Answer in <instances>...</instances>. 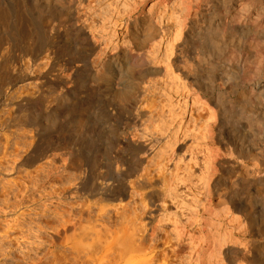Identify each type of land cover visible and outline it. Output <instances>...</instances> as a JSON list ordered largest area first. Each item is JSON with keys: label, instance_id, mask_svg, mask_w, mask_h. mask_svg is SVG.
Wrapping results in <instances>:
<instances>
[{"label": "rangeland", "instance_id": "obj_1", "mask_svg": "<svg viewBox=\"0 0 264 264\" xmlns=\"http://www.w3.org/2000/svg\"><path fill=\"white\" fill-rule=\"evenodd\" d=\"M188 1L59 0L63 7L62 19L45 14L36 22L42 29V40L25 36L10 38L4 30L1 33L4 28L0 27V264H106V260L109 261L107 264H124L123 260L117 259L114 249L100 248L94 257H85L84 250L73 245L77 239L76 232L81 229L80 223L82 229L96 226L103 231L100 233L107 235L110 232L114 238L133 229L151 249L149 257L154 259L152 264H211L216 253L212 251V244L209 246L215 235L213 238L210 235L216 234L214 225L217 222L225 230L232 229L235 222L231 224L227 215L224 218V203L227 202L230 181L241 180L243 174H240L243 168L227 160L225 152L221 154L226 144L234 148L241 143L240 135L248 134L252 129H248L244 119L233 127L236 130L230 129L232 126L228 124L221 88L223 82L235 77L222 64L215 65L214 71L203 65L198 69L195 66L200 59L198 53L191 54L186 65L175 63L177 46L184 44L193 52V31L197 27L204 28L209 22L211 4L205 2L202 3L205 6H198V0L194 4V0ZM50 7L47 10H51L53 4ZM52 17L56 21L51 20ZM72 19H75L73 23L70 22ZM131 20H134L135 27ZM137 30L141 32L138 34ZM148 33L152 38L146 41L147 45L140 53L146 51L147 61L161 67V71L158 75L148 74L152 77L147 75V78L139 79L127 72L126 52L133 46L130 36L135 34L143 39ZM109 55H116L118 63L110 65L106 72ZM208 59L213 58L209 55ZM207 61V65L212 63ZM183 66L191 68L192 74H183ZM242 70L245 68L236 69L235 74L244 76ZM103 72L111 77V84L100 79ZM252 74L251 79L254 77ZM121 79L127 81L126 102L113 95L121 87ZM43 80L47 81L44 83ZM217 81L222 82V87ZM139 82L140 89L135 91ZM251 87L250 84H241L232 97L245 101L253 91ZM104 98L112 99L107 107ZM77 100L86 107L93 106L86 111L87 115L91 112L86 122L94 123L91 127L93 132L83 138L86 141H62V138H76L72 132H61L68 126L67 117L58 116V125L50 128L28 121L31 106L47 120L63 101L72 103ZM22 103L31 105L22 108ZM32 135L35 136L33 142ZM90 139L92 141H88ZM26 141H29L27 147L30 148L24 146ZM68 145L75 148L70 150ZM214 146H220L218 150L222 151ZM71 154L77 156L74 165L69 158ZM142 178H146L148 183L139 185L138 179ZM219 194L223 195L219 197ZM235 201L243 203L240 198ZM211 213H220V217ZM66 220H77L79 227L76 222H71L76 224L71 230H78L72 234L68 231L61 236L62 239H57L55 233ZM56 227L58 229L54 231ZM237 237L239 242L237 245L234 243L230 250L246 248L245 241L253 239L251 236ZM94 238L84 241V244H96L97 236ZM106 250L113 253L106 254ZM221 255L227 264L226 256Z\"/></svg>", "mask_w": 264, "mask_h": 264}, {"label": "bare ground", "instance_id": "obj_2", "mask_svg": "<svg viewBox=\"0 0 264 264\" xmlns=\"http://www.w3.org/2000/svg\"><path fill=\"white\" fill-rule=\"evenodd\" d=\"M58 1L59 0H12V2L6 3L3 0H0V27L4 28V29L1 28L2 29V32L1 33H3L5 31L7 37L14 38V39H19L21 36H25L27 38L28 37H31V39H33V40H42L41 39L42 38V29H39V26H38V24L36 22H38L41 18H43L45 16V14L56 15L58 18H61L62 13H63V7L59 4L60 2L58 3ZM188 2H187V5H188ZM205 2H208V3L211 4V6H210L209 22H208L207 26H205L204 28H202V27L200 28L199 27L200 28L199 29L197 27L198 29L196 28L193 31L195 33V39L192 40L193 41V48H192L193 49V52L190 51V49L186 45H184V44L177 46V51L175 53V55H176V57H175V63L178 62V63H183L184 65H186L187 62L189 61V58L192 57L191 54L194 55V54H197L198 53L200 55V59L198 60L199 63L197 62L195 64V66H197L198 69H199V67H201V65H203V66H205V68L207 70L208 69L211 70V69H213V67L215 65L222 64L223 67H224V69H226L227 72L232 73L234 75V77H235L234 80L229 79L228 81L226 80L227 81L226 83L223 82L224 83V86H223V88H221L223 90V93H224V96H225L224 103L226 102V104H225L226 110L225 111H226V113L228 115V118H227L228 124H229L230 127L232 126L230 129H232V131L233 130H236L237 128H233V127L234 126H237V124L242 119L246 120L245 123L247 122V125L246 126L248 127V129L249 130L252 129V130H250V132L248 134L240 135L241 143L239 145H236L234 148H231L230 147L231 145H228V144H226L225 146L223 145L224 146V149H223V152H222L221 155H223V153L225 152L226 153L225 154V158L227 160L229 159L231 162H233L237 166L243 168V171L241 170V173H240V174H242V172H243V174L241 175L242 176V179L241 180H233V181L231 180L230 181V184H229L230 186H229L228 192L226 193L227 202H226V204L224 203V205H226V206H224V207H226V210L224 209L225 212H224V210H223V212L226 213L224 215V218H226L225 216L227 215V217L230 219V220H228V219H226V220L231 221V224L234 223V222L235 223L233 225H231L233 227L230 230H228L229 228L227 230L223 229V227L221 226V224H219V222H217L218 224H216V226L214 225V227L216 229V234H211L210 235L211 238H213V235H215V236L213 238L214 239L213 241L210 239L213 243H210L211 242L210 241L209 242V246H210V244H212V248H213L212 251H214V253H216V254H214V257H213V259H211L210 262H211V264H226V262L224 261L225 259H223L222 255H221V254H224L226 256L227 264H264V0H198L197 1V3H198L197 5L200 6V5H202V3H205ZM192 3L194 4L195 3V0ZM52 4H53V8L51 10H47V8H49ZM63 4H65V3H63ZM202 6H205V5H202ZM192 7H195V6H192ZM203 8H205V7H203ZM194 9H199V7L198 8H194ZM189 10H190V8H189ZM144 14H146V13H144ZM185 14H187V12H185ZM188 14H189V12H188ZM193 14H194V12H193ZM202 14H203V12H202ZM146 15H148V14H146ZM253 15H255V17ZM190 17H192V16H190ZM68 18H66V20H68ZM71 18L72 17H70V20H71ZM48 19H49V17H48ZM48 19H46V20H48ZM51 20H55L56 21V19H54V18L51 19ZM72 20L73 21H70V22L73 23L75 19H72ZM187 20H188V18H187ZM42 21H44V20H42ZM132 21H134V20H131V23H133V27H135L134 26L135 24ZM46 23H47V21H46ZM61 23H62V21L60 22V24ZM72 23H70V24H72ZM74 24H76V23H74ZM184 24H185V22H184ZM199 24L201 25V23H199ZM72 25H71V27H73ZM182 25H183V23H182ZM192 25H194V23ZM77 26H79V25H77ZM186 26H187V23H186ZM180 28L183 29L182 26ZM137 29H139V28H137ZM140 32L138 31V34ZM46 33H49L48 30H47ZM53 33L55 34V32H53ZM149 33H148V35H146L145 38H143V36H142L143 39H141L139 36H136L135 34L133 36H130V37H132L131 38V43H132L133 46H132V48L130 50H128V51L126 50L127 51L126 52V55H128V59H127V62H126L127 63V72L129 71V72L133 73V75L134 74L137 75L138 76L137 78H139V79L147 78L146 76L148 74H153V75L154 74H157L158 75V73L161 71V67L160 68L155 67L157 65H154V64L151 65L148 62L149 60L146 59V56H147L146 55V51L143 54L140 53L141 49L145 48V46L147 45L146 44V41L148 39L152 38L151 34H149ZM61 35H60V37H61ZM186 35H185V37L187 38L188 35L187 36ZM178 37H180V36H178ZM72 38H73V36H72ZM52 41H54V40L52 39ZM7 45H8V43H7ZM37 46H38V44H37ZM46 47H45V49H46ZM50 47H48V49H50ZM85 47H86V45H85ZM5 48H7V47L5 46ZM30 48H32V47L30 46ZM93 48L94 47H92L91 49H93ZM8 49H10V48H8ZM33 50H34V48H33ZM35 50H36V48H35ZM60 50H61V48H60ZM47 52H48V50H47ZM1 53H3V51H1ZM28 53H29V55H32L31 52H28ZM32 53H33V51H32ZM209 55L213 59H208L209 58ZM13 56H15V55H13ZM16 57L18 59L19 55H17ZM7 58H8V56H7ZM25 58H24V60H25ZM56 58L54 60H56ZM196 58H197V56H196ZM26 59H28V57ZM48 59H51V58L49 57ZM80 59H81V57H80ZM193 59H195V58H193ZM116 60H117L116 59V55H109L107 57V62H106L107 63L106 64V68L107 69H106V72H108V69H109V66L110 65L112 66V64H114L115 62H117ZM207 60H210L212 63L210 65H207V63H208ZM74 61H75V59H74ZM76 61H78V60H76ZM47 63H49V61ZM177 65H180V64H177ZM45 66H47V65H45ZM125 67H126V65H125ZM243 67L245 68V70H242L244 72V74H243L244 76L241 75L242 77H240V75L235 74V73H237L236 72V69L241 70ZM116 68H119V67H116ZM176 68H177V66H176ZM246 68L248 70H246ZM190 70H191V68H188V67H184L183 66L182 73L185 74L186 76H188L191 73ZM43 71H44V69H43ZM197 71H199V70H197ZM213 71H214V69H213ZM1 72H2V70H1ZM1 72H0V75H1ZM89 72H90V70H89ZM89 72H87V73H89ZM106 72H103V74L100 77V79H103L106 83L111 84L110 83V78L111 77H109L108 73H106ZM193 72H195V70ZM5 73H2V74L4 75ZM252 73L254 74L253 79H251V75H250ZM225 74H227V73H225ZM7 75H9V74L8 73L6 74V78H8ZM95 75H97V74H95ZM125 75H126V73H125ZM110 76H111V74H110ZM148 76H151V75H148ZM216 77H218V76H216ZM193 78H195V77H193ZM1 79L2 78H0V80ZM199 79H203V78L200 77ZM44 80H43V82L45 83L48 79L46 81H44ZM116 80H118V79H116ZM128 81H130V80H128ZM191 81H193V79ZM206 81H208V80L206 79ZM43 82L41 84H43ZM126 82L127 81L121 79V81L119 82V85L121 87L119 86L120 88H118L117 90H115V92L113 94L116 98H119V100L122 101V102H126V100L128 99L127 98V90H126V87H127ZM241 82L252 85L251 88H252L253 91L251 92V94L247 95L248 98H246V100L244 99L245 101H243V99L242 100H239L238 98H233L232 97V94L235 93L236 89L238 87H240L241 84L243 85V83H241ZM221 83L218 82L217 83L218 86H221ZM198 84H199V82H198ZM203 86L205 87V84ZM216 86L217 85H215V87ZM211 87H212V85H211ZM247 88L248 87L246 86V89ZM138 89H140V82H139V84H137L135 86V91L136 90L138 91ZM220 92H222V91H220ZM243 92H244V90H243ZM136 95H137L136 97H138V94H136ZM243 95H245V93ZM243 95L241 94V96H243ZM220 96H221V93H220ZM74 98L75 99H78L77 97H74ZM78 101L79 100H77L75 102H72V103H65L63 101L60 104L59 109L58 110H55L54 112H52V115H50L47 120H44L42 113H40L37 109H35L34 107L31 106L29 109H32V111L30 110L31 111V114H30V117L28 116L29 117L28 118L29 119L28 121H30L31 123L39 124L40 126H43V127H46V128H50V126H54V125L56 126V125H58V122L56 121V119L58 118V116H63L64 118L67 117V118H69V123L67 124L68 126H66L64 128V130H62L61 132L62 133H64L65 131L66 132L67 131L68 132H72V135L74 137H76V138H71V139L62 138V141H64L65 143L67 141L69 143L70 142L71 143H76V142L84 141L85 140V139L83 140L84 136L90 135L93 132V130L91 129V127H92V125L94 123L91 124L89 121L86 122V118H90L91 117V112L87 115L86 114V111L93 109V106H91L92 104H90L89 107H86L81 102V100L79 101V103H78ZM111 101H112V99H109V98H106L105 99L104 98V101L103 102H104V104H106V107H107V105H109L111 103ZM91 102L92 101H90V103ZM35 104L37 105V103H35ZM216 104L218 105V103H216ZM17 105L19 106V104H17ZM30 105H31L30 103H24V104L22 103L20 106L22 108H24V107H28ZM213 108L214 107L211 108L212 114H214ZM25 110H26V108H25ZM253 112H254V114H253ZM215 114H216V112H215ZM106 115L109 116L108 113ZM100 116H101V113H100ZM215 118L217 119L218 117H215ZM42 119L44 121H42ZM40 122H42V124ZM222 123H220V124H222ZM214 124H215V122H214ZM255 124H256V128L254 127ZM219 125H216V126L218 127ZM221 127H220V130H221ZM38 128H40V127H38ZM216 130H218V129L216 128ZM244 132H245V130H244ZM33 133H35V132L32 131V134ZM31 137H32L31 142H33V140H35L34 139L35 136L32 135ZM212 139H214V138H212ZM29 141H26V143H25L24 146L27 147L28 144H29ZM88 141H92V139H90ZM132 142H134V141H132ZM212 143H213V140H212ZM60 145H61V147L63 146V144H60ZM68 146H70V145H68ZM65 147H67V146H65ZM27 148H30V146L27 147ZM69 148H71L70 150H72L75 147H71L70 146ZM80 148L82 149V147H80ZM218 148H216V149L218 150ZM216 149H215V151H216ZM27 150L28 149L25 148V151H27ZM221 151H222V149L219 152H221ZM215 154H216V152H215ZM221 155L219 157L220 158L221 157L223 158V156H221ZM215 156H217V155H215ZM25 157H27V155ZM76 157L77 156H75L74 154L69 155V158H70V161L72 162V164L73 163L75 164ZM68 159H66V160H68ZM139 161H141V160H139ZM70 165H71V163H70ZM224 165H225V162H224ZM60 168H62V166ZM216 168H217V166H216ZM216 168H214V169H216ZM132 173H133V171H132ZM225 179H227V178H225ZM138 180L140 182L139 185L140 184L141 185L142 184L145 185L146 183H148L146 178H142V179H138ZM133 182H135V181H133ZM133 182H131V184H133ZM137 182H136V184L138 185ZM107 184H109V183H107ZM219 185H220V183H219ZM210 186H213V185H210ZM213 187H215V186H213ZM223 190L224 189H222V191ZM223 194H221V195H223ZM221 195L219 194V197ZM238 198H240L243 201V203H241V204L240 203H237L235 200L238 199ZM223 200L224 199H222V201ZM222 204H223V202H222ZM211 214H213V216H219L220 213L219 214L218 213H211ZM216 214H218V215H216ZM221 216H223V214H221ZM212 218H214V217H212ZM221 218H223V217H221ZM223 220L224 219H222V221ZM63 221H62V223H64V225L61 228H59L60 226H58V225H57V227L59 229L57 227L54 228V231H55V229H58L57 230V233H55V237L57 239H59L61 236L63 237V235L65 233H67L68 231H71L70 234H72L75 229L78 230V228H75V229L71 230L74 227V226L72 227V225H75L76 226V224L78 222L77 220L76 221H74V220L73 221L72 220H70V221L69 220H66L68 222L65 221L66 223H69L70 222L71 225H67ZM71 222H73V223L76 222V224H73ZM215 222H216V220H215ZM80 224H79V226H80L81 229L78 230V232H76V234L78 233L77 236L74 233V235L77 237V239H76V241L74 243L72 241V243H73L74 246L75 245L79 246V249L81 251L84 250L83 253H85L84 254L85 257H86V255L87 256L94 257L95 254L98 253V251H100L98 249H100V248L103 249L104 248V250L105 249H108V251H109V249L110 250L111 249H114V252L117 254V259L123 260L124 261V264H152L154 262L153 261L154 259L152 260L153 257L152 256H150L151 258L149 257V255L151 253V251H150L151 249L150 248L149 249L147 248L146 244H144V242L142 241V239L140 237L138 238V236L136 235V233L134 232L133 229L130 232L127 231V233H123L122 236H119V237L116 236L114 238V237H112L110 235V232H109V234L106 233L107 235H105V234L102 233L103 231L97 229L96 226L93 229H92V226H89V228L90 227L91 228L90 229L88 228L89 229L88 230L87 228H83L82 229V227H81ZM211 224L212 225H210V226H213V223H211ZM77 226H78V224H77ZM215 229H214V232H215ZM100 231H102V232L100 233ZM214 232H212V233H214ZM67 236L70 237L71 235L67 234ZM95 236H97V243L96 244H92V243H90V244H84V241H88V240H91V239L93 240V239H95L94 238ZM237 236H246V237L247 236H251V237H253V239H251L249 242H246L244 240L245 243H246V248H242V249L234 250V251L233 250H230V249H232L234 247L233 246L234 243H236L237 241L239 242L240 239H238ZM62 237L60 239H62ZM236 237H237V240H236ZM236 245H237V243H236ZM241 245H243V243ZM244 246L245 245H243V247ZM68 247H69V245H68ZM107 252H105V253L106 254H109L110 253V252H108V253ZM111 253H113V251ZM106 261H107V263H109L108 260H106ZM114 261L117 262V260H114Z\"/></svg>", "mask_w": 264, "mask_h": 264}]
</instances>
